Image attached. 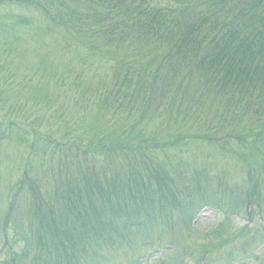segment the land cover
Instances as JSON below:
<instances>
[{
  "label": "trees",
  "instance_id": "trees-1",
  "mask_svg": "<svg viewBox=\"0 0 264 264\" xmlns=\"http://www.w3.org/2000/svg\"><path fill=\"white\" fill-rule=\"evenodd\" d=\"M0 180V264H103L139 237L172 240L147 264H250L264 0H0ZM206 208L241 259L196 243Z\"/></svg>",
  "mask_w": 264,
  "mask_h": 264
},
{
  "label": "rangeland",
  "instance_id": "rangeland-1",
  "mask_svg": "<svg viewBox=\"0 0 264 264\" xmlns=\"http://www.w3.org/2000/svg\"><path fill=\"white\" fill-rule=\"evenodd\" d=\"M153 125H156V124H153ZM173 128L174 127L172 126V124L168 125L164 133H166L167 131L173 130ZM161 133L162 132H160L158 136H160ZM0 187L2 188V190L6 187L5 184L3 183V180L2 181L0 180ZM240 217L241 216L237 215L232 219L231 221L232 227H239V226L246 227L247 226V222H246L247 220H245V218L243 217L241 218ZM223 219H224V216L222 213L206 208L205 210H203L201 213L198 214L197 218L193 222L192 224L193 232L192 233L195 234V237L197 239V240L195 239V241H197L196 243L207 244L210 246V249H216L217 248L216 245L219 244L220 242L223 243L222 246L220 247L230 245L226 248H223V250H220L219 253L224 254V252L230 251V253L232 254L233 249L236 248L235 244L240 242V240H237V238L231 237L230 234L226 235L225 232L224 233L219 232V234H216L214 232L215 231L214 229L216 228L217 224L220 223ZM226 227L228 228V226ZM250 228H252V225L249 226V229ZM231 231L235 232L233 228L231 229ZM150 235H152V237H155L154 234H150ZM218 235H221V237L220 238L215 237ZM136 241H139L137 245L133 246L127 252L120 250L112 254V256L108 258V260L105 258L104 261L106 260L107 261L106 262L102 261V263L103 264H137V263L147 264L150 254H154V252H156L158 255H156L155 253L154 258H157L160 255L164 256L167 252V249H170L171 248L170 245H172V240L167 239V237L164 238L163 240L160 239L157 241L150 240L149 238H145V237H139ZM259 242H260L259 245L254 244L253 246H247L249 248H245V250H247V252L245 253H247L246 255L248 256L246 260L250 264H261L264 261V259L262 260V253H261V251L264 249V241L262 242L259 240ZM150 243L152 244L150 245ZM232 247L234 248L232 249ZM239 252L240 251L238 252L233 251V254H234L233 258L241 259L243 255ZM197 254L201 255L202 249H198L196 256ZM249 256L250 257L252 256V258L250 259ZM192 257H195V255H192ZM189 262H191L190 259H189Z\"/></svg>",
  "mask_w": 264,
  "mask_h": 264
}]
</instances>
